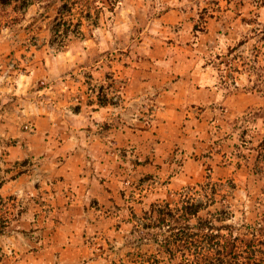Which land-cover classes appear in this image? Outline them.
<instances>
[{"label":"rangeland","instance_id":"1","mask_svg":"<svg viewBox=\"0 0 264 264\" xmlns=\"http://www.w3.org/2000/svg\"><path fill=\"white\" fill-rule=\"evenodd\" d=\"M182 1L178 8L193 24L188 29L193 42L207 31L210 17L223 20L221 53L207 60L223 103L189 124L190 133L184 132L165 168L157 163L141 171L133 150L115 149L114 156L126 165L99 179L92 199L77 202L68 192L61 217L47 186L57 180L48 167L53 161L59 166L63 156L51 157L52 144L49 150L45 143L53 136L38 130L47 127L48 135V127L57 129L54 143L60 146L67 116L96 95L121 111L131 78L123 72L125 53L135 48L133 39L143 49L151 18L169 7L165 0H120L113 10L102 8L107 0H41L24 12L0 8V186L7 184L0 195V264H195L203 259L201 252L216 246L196 235L198 224L207 221L224 226L222 237L239 238L242 264H264V231L259 229L264 175L254 172L261 156L251 148L264 136V118L258 116L264 113V0ZM61 6L66 18L82 25L79 35H69L56 49ZM145 101L132 123L152 129L157 102L152 96ZM118 111L115 116L125 123ZM104 125L95 120L91 128L101 131ZM93 136L89 132L87 140ZM207 182L217 184V203L205 205L199 215L179 216L178 207L208 202L201 186ZM166 204L174 216L164 222ZM64 222L77 224L78 244L70 239L54 243Z\"/></svg>","mask_w":264,"mask_h":264},{"label":"crops","instance_id":"2","mask_svg":"<svg viewBox=\"0 0 264 264\" xmlns=\"http://www.w3.org/2000/svg\"><path fill=\"white\" fill-rule=\"evenodd\" d=\"M165 1L169 10L159 18H151L147 35L142 41L143 49L137 48V39H133L135 48L125 53L123 72L131 76L124 94L125 107L121 111H114L115 108L103 104L99 97L97 100L95 92L96 96L75 111L74 116H67L60 146L54 143V138L58 136L57 129L48 127V135L47 127L44 131L38 130L48 138L53 136L45 143L49 150L52 144L51 157L63 156L59 166H55L53 161L48 167L50 174L57 179L49 183L47 189L49 197L57 203L58 217L65 212L62 201H68V192L77 202L88 200L95 195L99 179L112 177L121 164L126 165L123 158L114 156L115 149L133 150L138 160L136 162H139L136 166L141 171H147L157 163L165 168L167 161L169 165L174 160L175 147L181 143L184 132L190 133L189 124L193 126V121L203 118L202 115L209 113L211 106L223 103L224 94L207 61L221 53L219 40L223 35L220 27L223 20L218 16L210 17L207 31L193 42L192 33L188 30L190 25L193 29V24L185 21L184 11L178 8L184 5L183 1ZM228 22L229 17H226L224 24ZM182 32H185V37L179 39L178 34ZM81 89L85 90V87L81 85ZM151 96L157 102V110L153 128L146 129L133 124L132 117L141 112L145 100ZM192 106L205 107L207 111H193ZM117 111L125 117V123L115 116ZM42 119L49 124L47 117ZM95 120L105 123L103 130L91 128ZM91 131L94 138L87 140L86 136ZM146 158H149V163L143 162ZM158 167L161 168L160 165ZM6 185L0 186V195H4ZM73 213L80 215L78 210ZM78 237L77 224L64 222L57 227L54 243L58 246L70 239L72 244H78Z\"/></svg>","mask_w":264,"mask_h":264},{"label":"trees","instance_id":"3","mask_svg":"<svg viewBox=\"0 0 264 264\" xmlns=\"http://www.w3.org/2000/svg\"><path fill=\"white\" fill-rule=\"evenodd\" d=\"M36 1H41V0H0V8L1 9L12 8L14 11L24 12L29 6H31ZM119 1L120 0H107L109 4H102V8L107 7L108 10H113V8L117 6ZM71 3L74 4L76 2L73 1ZM65 7L66 6H61L58 9L60 24H58V26L54 29V33L57 35V37L60 40V46H58L56 49H61L63 47L65 39H67L69 35L73 34L77 36L81 33L80 29L82 25V22H81L82 20H80V23L75 24L73 18L71 17L66 18L65 17L66 16ZM67 11H71V8L68 9ZM89 16L90 15L88 14L87 17ZM258 116H261L264 118V113L259 112ZM251 148L253 150H257L259 155L261 156V159H260L261 164H257V166H255L254 172L257 174L264 175V136L258 146H253ZM201 186L207 192L206 198L208 202L196 201V202H192L190 204L184 205L182 207H178L177 209L182 210V214L179 216L199 215L200 212L206 209L208 205H215L217 203L218 201L217 195L219 191L216 188L217 184L207 182L205 184H202ZM262 204L264 206V201L262 202ZM163 209L166 211V212L161 211L163 212V214H165V216L162 217L163 221L165 222L167 219L166 218L167 215L174 216V214L172 212L173 209L170 207V204H166ZM221 218L222 216L220 217V219ZM260 224H261V227L259 229H262V231H264V217L262 218V221ZM198 225L199 226H197L196 235L201 236L200 234H203L210 241L215 242L216 246H211L210 248H208V250L205 253L203 252L200 253L198 250H195L196 253H200L199 255H203V259L201 260V262H197L195 264H242L240 261V256H241L240 247L241 246H240V243L238 242L239 240L238 237L235 239L233 238L232 241H230L232 239L231 233L229 235L230 237H227V238L226 236L222 237V234L219 230L222 229V227L224 226H218L216 225V222H213V221L211 222L207 221V222H204ZM205 230H207L208 232H206ZM215 230H218V231L215 232ZM182 233L186 234L184 227H183ZM222 238L226 240L225 243H222ZM228 240L230 241V243ZM173 264H177V263H173Z\"/></svg>","mask_w":264,"mask_h":264}]
</instances>
